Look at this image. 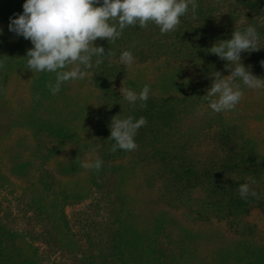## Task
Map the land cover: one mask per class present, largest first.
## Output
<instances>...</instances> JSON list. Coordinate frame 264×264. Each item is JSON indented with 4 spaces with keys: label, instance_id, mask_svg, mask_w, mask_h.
Masks as SVG:
<instances>
[{
    "label": "rangeland",
    "instance_id": "rangeland-1",
    "mask_svg": "<svg viewBox=\"0 0 264 264\" xmlns=\"http://www.w3.org/2000/svg\"><path fill=\"white\" fill-rule=\"evenodd\" d=\"M203 1L218 20L243 19L229 0ZM23 2L0 0V264H264L258 210L245 217L249 230L234 235L225 220L195 219L201 192L166 203L137 158L84 166L99 154L90 130L97 93L86 74L52 94L55 73L27 69L30 41L7 30ZM125 65L117 84L123 97L146 84L148 97L181 96L196 76L174 57ZM241 91L233 115L263 136L264 88ZM72 161L73 171L63 173Z\"/></svg>",
    "mask_w": 264,
    "mask_h": 264
},
{
    "label": "trees",
    "instance_id": "trees-1",
    "mask_svg": "<svg viewBox=\"0 0 264 264\" xmlns=\"http://www.w3.org/2000/svg\"><path fill=\"white\" fill-rule=\"evenodd\" d=\"M229 2L243 12L238 24L218 20L203 0H196L195 18L191 13L181 17L174 31L161 34L157 25L148 22L143 28L126 26L114 41L97 38L93 46H102L106 54L86 74L98 100L90 125L98 159L114 162L133 157L142 161L160 183V198L168 204L192 200L193 192H201L195 219L225 220L230 232L242 236L249 230L245 217L251 210L264 216V135L233 115L234 109L214 112L208 107L215 98L207 95L213 73L226 78L233 68L208 49L217 41L231 39L234 30L255 26L260 49L241 53V62L254 76L264 78V0ZM124 50L139 63L162 56L187 60L196 69L189 91L181 96H149L143 107L139 101L129 104L117 87L126 75V65L120 60ZM235 83L241 90L246 87L238 79ZM114 116L145 118L134 138L136 149L110 151L114 141L109 139V125ZM62 166L63 173L73 171V161ZM241 183H248L259 198H240L237 186Z\"/></svg>",
    "mask_w": 264,
    "mask_h": 264
},
{
    "label": "clouds",
    "instance_id": "clouds-1",
    "mask_svg": "<svg viewBox=\"0 0 264 264\" xmlns=\"http://www.w3.org/2000/svg\"><path fill=\"white\" fill-rule=\"evenodd\" d=\"M21 7L22 12L9 17L7 30L30 41L32 47L26 50L24 57L28 70L55 73V82L50 88L55 94L63 82L83 78L88 69L101 63L106 51L100 45L93 46L97 38L114 41L126 26L143 28L148 22L157 25L161 34L174 31L181 17L191 13L195 18L197 3L196 0H24ZM0 35H3L2 28ZM258 40L256 27L249 24L243 30H234L231 39L217 41L208 49L233 66L226 78L218 72L213 73L214 79L207 91L209 97H216L208 102L212 111L231 110L240 101L242 91L235 83L237 79L247 88H264V78L254 76L241 62V53L260 49ZM133 59L129 50L120 54L122 62L131 63ZM69 63H74L75 67L63 70ZM148 93L146 84L138 94L126 90L124 98L129 104L139 101L143 107ZM145 123L143 116L135 119L131 116L123 119L112 117L109 139L114 143L110 151L136 149L134 138ZM84 166L99 170L102 161L96 159ZM237 191L242 199L259 198L248 183L239 184Z\"/></svg>",
    "mask_w": 264,
    "mask_h": 264
}]
</instances>
